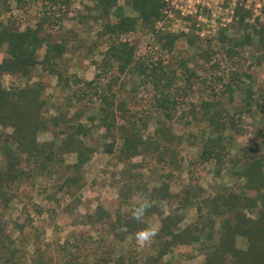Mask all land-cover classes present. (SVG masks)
Listing matches in <instances>:
<instances>
[{"label":"trees","instance_id":"trees-1","mask_svg":"<svg viewBox=\"0 0 264 264\" xmlns=\"http://www.w3.org/2000/svg\"><path fill=\"white\" fill-rule=\"evenodd\" d=\"M11 1H15L18 8L25 11L34 0H0V48H4V56L0 60V127L3 130L11 129L10 132H0V205L6 208L15 195L14 189L39 176L52 181L55 190L51 197L59 192L68 193L72 188H81L80 172L95 151L92 145L85 142L88 130L77 117L67 118L66 112L47 116L45 111L49 101L54 103L69 92L77 101L84 97L87 101V97L91 99V96L96 95L99 101L97 112L91 113L88 118L90 122L97 120V125L105 130L104 136L111 138L103 144L104 150L114 154L116 161L123 164V177L132 176L130 167H145L149 172L162 170L156 185L147 187L126 182L122 184V190H119L124 201H128V194L135 190L141 199L147 198L150 201L151 207L147 209L143 222L132 219L131 209L136 202L128 212H119L115 220L109 223L115 233L120 230L118 234L121 237L129 235L136 239V231L148 226L147 217L150 215L158 216L160 225L151 243L146 242L154 246L153 251H147L140 260L131 256L126 259L125 255H120L116 258V264H173L165 256L174 247L190 246L196 242L204 254V264H264V151L257 153L252 146L243 144L239 153L229 159L235 168L233 175L243 180L238 190L222 188L209 196L199 183V167L202 164L211 163L219 175L230 154L232 138L225 131L227 127L235 126V118L227 111L223 112L214 99L191 105L180 115L184 117L190 114L196 120L198 125L195 134L199 135L201 142L198 157L188 163V181L182 184L178 192L171 190V183L181 173L183 158L180 153L185 146L193 144L190 138L195 136L192 133L187 136L175 134L170 123L171 113L177 109L179 101L164 89L172 85L176 70L172 68L169 71L163 58L136 60L134 44L122 37L134 32L138 23L154 31L156 23L169 16L168 2L126 0L136 16L126 15L123 8L117 5V0H88L92 4L85 6L86 14L83 16L99 21L102 27L99 33L112 39L102 60L94 62L96 68L105 74L115 66L119 75L134 69L157 91L147 107L133 110L126 107L121 92L114 88L116 80L110 78L101 83L98 80L100 74L96 73L81 88H70V79L64 77L57 68L66 51V40L64 37L58 39L46 34L44 28L47 25H62L64 11L68 9L70 0H36L39 7L34 27L9 13ZM113 8L115 10L111 12ZM250 12L236 4L233 8L234 24L247 29L246 19ZM4 13H9L6 18H3ZM251 28L255 27L251 25ZM257 32L264 53V28ZM176 38L177 35L173 33L159 32L155 38L158 44L156 48L160 52H172ZM250 43V35L245 33L242 40L234 42L233 47L236 49ZM234 53L238 54V51L234 50ZM184 64L181 60L179 65L184 67L183 72L186 74ZM37 66L48 74L56 75L57 82L51 93H46L45 82L40 79L27 82L22 87L6 88L2 85L1 80L5 74L29 80ZM191 74L187 73L186 81L189 84ZM236 78L232 75L223 82L229 99ZM214 79L222 78L214 76ZM79 81L78 78L74 80L76 84ZM90 89L94 92H88ZM244 90L243 106L255 105L264 118V90H260L256 97L251 85H246ZM118 117L122 123L118 122ZM153 118V132L146 134ZM46 130L53 132L54 136L39 141L37 134ZM115 134L120 139L119 146L116 145ZM70 153L75 154L76 160L65 164L64 156ZM136 157H140V160L132 162ZM163 201L175 205L165 212L161 205ZM192 205H195L198 212L196 220L180 227L184 211ZM103 215L108 216L99 206L95 214L87 217L92 222L100 220ZM15 228L17 236L9 232L0 212V261L4 264H17L16 255L23 257L26 253L23 251L22 254L21 249L33 245L37 258L32 257L25 264H50L51 261L44 260L40 252L43 229L26 223L16 224ZM239 237L246 239L245 247L237 246Z\"/></svg>","mask_w":264,"mask_h":264},{"label":"rangeland","instance_id":"rangeland-1","mask_svg":"<svg viewBox=\"0 0 264 264\" xmlns=\"http://www.w3.org/2000/svg\"><path fill=\"white\" fill-rule=\"evenodd\" d=\"M168 1L169 16L158 21L154 31L138 23L134 32L122 37L134 44L136 60L149 61L163 58L169 71L172 68L176 70L177 75L172 85L164 89L179 101L177 109L171 113L170 123L173 125L175 134L187 136L192 133L195 136L192 137L193 139L190 138L193 144L185 146L180 153V157L183 158L181 173L176 181L171 183V190L178 192L182 184L188 181V163L198 157L201 142L199 135L195 134L198 125L196 120L190 114L184 117L180 115L191 105L211 99L217 102V106L223 112L227 111L229 115L234 116L235 126L227 127L225 131V134L232 138L226 165L217 175L211 163L202 164L199 167V183L209 196L222 188L238 190L243 180L233 175L235 168L229 159L239 153L243 144L252 146L257 153L264 151V118L261 111L255 105L245 107L242 104L246 85H251L255 93L254 97L260 90H264V53L259 43L260 34L257 32L260 28H264V0ZM233 1L251 11L246 19L247 29L234 24L231 12ZM117 4L123 8L126 15L136 16V12L126 0H118ZM87 5H91L87 0H70L68 9L64 11L62 25H47L44 28L46 34L57 38L64 37L66 40V51L59 60L57 68L64 77L70 79V88H81L84 82L91 80L96 73L100 74L98 80L101 83L112 78L116 80L113 83L114 88L121 92L127 108L144 109L153 101L157 91L151 83L145 82L142 75L134 69L119 75L115 66L103 74L101 69L96 68L94 62L102 60L104 51L112 39L99 33L102 28L99 21L83 16L86 14L85 6ZM37 7L39 6L34 0L23 11L18 8L15 1H11L9 13L34 27L38 19ZM9 13H4L3 18H6ZM251 25L255 28H251ZM159 32L177 35L172 52H160L156 48L158 44L155 38ZM245 33L250 35L251 43L234 49V42L242 40ZM234 50H237L238 54L234 53ZM3 55L2 49L0 59ZM181 60L187 68L186 74L183 72L184 67L179 65ZM187 73H192L189 78L190 84L188 80L186 81ZM232 75L237 76V82L233 85L231 99H229L228 93L224 91L223 82L229 80ZM214 76H221L222 79H214ZM76 78L80 80L78 84L74 82ZM37 79L45 82V91L48 94L53 91L57 82L55 74L44 72L40 66L35 68L29 80L22 76L5 74L1 81L4 87L11 88L22 87L27 82ZM93 85L98 86L97 83ZM88 92L93 93L94 90L90 89ZM91 97V99L87 97V101L85 97L77 101L69 92L60 96L54 103L49 101L45 111L47 116L66 112L67 118L76 119L77 117L88 130L85 142L92 145L95 151L80 172L81 188H72L68 193L59 192L51 197L55 190L52 181L39 176L14 189L15 195L6 208L0 205V212L7 223V229L13 236L18 235L15 226L19 223L43 229L40 252L44 260L51 261L50 264H116V258L120 255H125L126 259L131 256L140 260L147 251H153L154 248L150 244L154 237L149 244H140L129 235L121 237L118 234L120 230L115 233L109 223L115 220L119 212H128L131 206L141 199V196L133 190L131 194H128V201H124L119 194L122 184L129 182L133 185L151 187L157 184L156 179L162 170L149 172L145 167L136 169L130 167L132 176L123 177V172L121 173L123 164L116 161L114 154L104 150L103 144L109 142L111 138L104 136L105 130L97 125V120L90 122L88 118L91 113L96 114L97 106H99L96 95ZM237 111L240 113H235ZM118 122L122 123L119 117ZM154 127L153 118V121L148 124L146 134H152ZM10 130V128L3 130L0 127V132H10ZM53 136V132L48 130L37 134L39 141L49 140ZM115 137L116 145L119 146L120 139L116 134ZM64 158L65 164H71L76 160L73 153L66 154ZM137 160H140V157L134 158L132 162ZM76 200H78L77 203ZM161 205L165 212H168L175 203L163 201ZM99 206L108 216L103 215L100 220L90 222L87 215L95 214ZM197 214L195 205L189 206L184 211L180 227L194 222ZM147 225L156 226L158 229L160 218L156 215L148 216ZM237 246L245 247L246 239L239 237ZM21 251L22 254L23 251L27 254L24 253L23 257L16 255L17 264L29 263L32 257L37 258L33 245L25 246ZM165 259L173 264H204V254L198 242L190 246L174 247ZM0 264L4 263L0 261ZM138 264L141 263L138 262Z\"/></svg>","mask_w":264,"mask_h":264},{"label":"clouds","instance_id":"clouds-1","mask_svg":"<svg viewBox=\"0 0 264 264\" xmlns=\"http://www.w3.org/2000/svg\"><path fill=\"white\" fill-rule=\"evenodd\" d=\"M151 207V203L147 198H142L136 201L135 206L131 209L132 219L143 222V218L147 209ZM157 227L148 225L136 231L135 238L138 243L144 244L151 240L156 235Z\"/></svg>","mask_w":264,"mask_h":264},{"label":"built area","instance_id":"built-area-1","mask_svg":"<svg viewBox=\"0 0 264 264\" xmlns=\"http://www.w3.org/2000/svg\"><path fill=\"white\" fill-rule=\"evenodd\" d=\"M167 2H169L168 0H166ZM172 2V1H171ZM236 4H238V3H236V1H233V7H232V10H231V12H232V18H233V8H234V6L236 5ZM239 5H240V3H239Z\"/></svg>","mask_w":264,"mask_h":264},{"label":"crops","instance_id":"crops-1","mask_svg":"<svg viewBox=\"0 0 264 264\" xmlns=\"http://www.w3.org/2000/svg\"><path fill=\"white\" fill-rule=\"evenodd\" d=\"M87 1H88V0H87ZM117 1H118V0H117ZM88 2H89L90 4H92L90 1H88ZM117 5H119V4H117ZM114 10H115V8H113V9L111 10V12H113ZM124 13H125V12H124ZM125 14H126V13H125ZM129 16H130V15H129ZM111 18H112V15H111ZM2 49H4V48H0V50H2ZM3 56H4V55H3ZM3 56H2V57H3ZM2 57H1V58H2ZM0 60H1V59H0Z\"/></svg>","mask_w":264,"mask_h":264}]
</instances>
